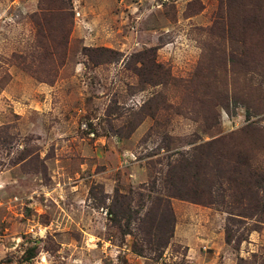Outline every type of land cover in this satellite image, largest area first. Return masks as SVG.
<instances>
[{"label": "rangeland", "instance_id": "374dc122", "mask_svg": "<svg viewBox=\"0 0 264 264\" xmlns=\"http://www.w3.org/2000/svg\"><path fill=\"white\" fill-rule=\"evenodd\" d=\"M258 2L0 0V264H264Z\"/></svg>", "mask_w": 264, "mask_h": 264}, {"label": "trees", "instance_id": "16d2710c", "mask_svg": "<svg viewBox=\"0 0 264 264\" xmlns=\"http://www.w3.org/2000/svg\"><path fill=\"white\" fill-rule=\"evenodd\" d=\"M255 6H256L257 11H258V15H256V19L255 20H252V21H248L247 20V22L243 25L242 31H243L244 37H245L247 35H250V30H255L256 34L260 37L259 42L261 43L260 46L262 48L260 51H262V54L263 55H261V57L258 58V59H254L253 57H251L250 59H248V57H250L252 55H244L242 53L243 54V58H245L244 56L247 57V58H245L244 69H245V72L247 70V73L248 74L251 71L252 72H255V73H257V71H258L259 73L261 72V74L264 72V1L263 0H259L258 4L255 5ZM71 15H73V14L71 13ZM236 31H237V29L235 28V25L234 24H230L229 30L226 33L229 34V37H230L229 39L231 41L234 40L233 38H234V35H235ZM244 40H246V38H244ZM243 47L246 49V51H245L246 53H255L254 50H252L253 48L251 47V44H249L247 41H244ZM153 51L154 50H151L150 52H153ZM142 55H144V54H139L137 56H138L139 59H141L140 56H142ZM223 59H222V61L224 63H226V66H227V63H228V66L230 64V67L234 69V65H235V62H236V57L234 55V52H231L230 53V56L223 57ZM136 69H138V68H136ZM234 72H235V70H234ZM228 73H230V71H228ZM229 86L231 87L230 88V91H229V88H227L226 90H222V89L220 90L219 94L222 95L223 97L218 102L219 104L217 103V106H223L224 105L223 107L228 108L229 99H231L230 95H233V97H234V89H236L234 82L233 83H230ZM214 115H216V113H214ZM248 128H250L249 125L247 127L243 128L241 130V132H245V133L248 132ZM234 135H237V133H234L233 135H231V139L232 140L234 139V138H232ZM234 143H235L234 140H233V143L226 142V137L223 136V137H220L217 140H214L213 141V148H216L217 146H223V144H225V146L227 147L229 145H234ZM227 144H229V145H227ZM224 153H229V152L226 150V151H224ZM219 155L222 156V153H220ZM217 156H218V154L210 155L209 158H208L210 160L209 164L210 163L211 164L213 163L214 165L218 166L221 169V166H220V164L218 162V157ZM199 162L200 161H198V160L195 159L194 164L197 165ZM238 163H241L242 165L243 164H246V163H242V160H240V162H238ZM216 173H218V172H216ZM234 173H236L238 175V177H240V180L242 179L243 172H242V169L239 168V166L236 167ZM216 175L217 176L214 177L216 179H215L213 185L217 181H221L222 180L221 176H219L218 174H216ZM222 177L224 178V176H222ZM225 181H228V180H226V178H225ZM234 184H235V187H236V191L238 192L241 189V187H242V185H241L242 182L239 181V178H238L234 182ZM252 184H254V183H252ZM261 190L264 191V188H260L258 186V184H254V191H255V193H259ZM211 192H212V190H210V192L207 193L209 195L208 202L207 203H211L212 202V198H211L212 197V193ZM179 195L180 194H173L172 197H177ZM197 195H205V193L198 192L197 191ZM197 195H194L193 194L192 196H195V199H197L196 198ZM202 199H205V198H202ZM197 200H201V197L199 198V196H198V199Z\"/></svg>", "mask_w": 264, "mask_h": 264}]
</instances>
